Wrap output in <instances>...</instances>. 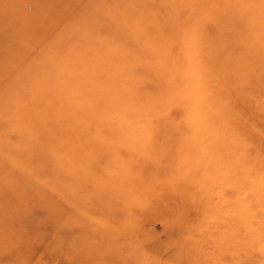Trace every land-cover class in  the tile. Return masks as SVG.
I'll return each mask as SVG.
<instances>
[{
    "label": "rangeland",
    "instance_id": "obj_1",
    "mask_svg": "<svg viewBox=\"0 0 264 264\" xmlns=\"http://www.w3.org/2000/svg\"><path fill=\"white\" fill-rule=\"evenodd\" d=\"M232 5L264 36V0H0V264H264V44Z\"/></svg>",
    "mask_w": 264,
    "mask_h": 264
},
{
    "label": "bare ground",
    "instance_id": "obj_2",
    "mask_svg": "<svg viewBox=\"0 0 264 264\" xmlns=\"http://www.w3.org/2000/svg\"><path fill=\"white\" fill-rule=\"evenodd\" d=\"M135 10H136V5H135ZM227 13H229V15H230V20H229L230 23L233 22V24H234L235 22H239L240 23V27L243 26L244 24H246V26H247L246 31H247V33H249L248 35L252 36L248 41L245 42V44H243L240 47V49L246 50V48H249L250 47V40H253L254 41L253 42L254 46L251 48V51H262V44H264V36H262L261 27H258V28L255 27L254 28L252 25H247V22L245 21V19H244L243 15L241 14V12L237 11L233 5L231 6V8L228 11L224 12L225 15ZM234 14H235V17L233 18ZM248 30H249V32H248ZM256 30H258L259 35H256V33H255ZM257 37H258V39L261 40V42H260V40L259 41L255 40ZM161 51H164V50L161 49ZM154 52L156 53L157 51H154ZM112 55L114 56V54H112ZM147 55H148V57H150L151 55H153V51L148 52ZM111 60L114 61V59H111ZM98 64H100L101 68H99L98 72L94 73L93 78H94L95 81H97L98 79L101 80V82H99L101 84L100 85L101 88L98 91L97 88L95 89L93 87V93L96 96H98L100 93H102L104 95L105 89L107 87L111 88V93H112L113 96H115V95L119 96L121 94L118 92L117 89H115V87L117 85H120V84L128 83L127 80L131 81V80L134 79V78H132V79L128 78L127 73H125L126 71L123 70L121 67H118L117 64L114 65L113 68L108 66L109 62H107V61L101 62V63H98ZM238 65L239 66H244L243 64L242 65L238 64ZM142 66H143L142 63L138 64V67L142 68ZM251 69L254 70L253 67H251ZM215 71H216V66H212V70H211L212 77L214 76ZM219 72H221V71H216L215 75H218ZM33 76H34V73L31 72L30 79L33 78ZM69 76L71 78H76L77 76L75 75V70ZM233 76H237V79H239L240 73L237 72L236 74H234V73L233 74H228V80H230V78L232 79ZM110 77H111V79H109ZM222 81H223V79L221 78V84H222ZM78 90H79L78 87L72 86L71 94L69 93L71 95L70 99H72L75 103L72 102L73 106L70 108V110L68 112H75V115H76L77 104H79V101L81 100L80 99L81 95L77 94ZM9 107H11V106H9ZM22 108H25V106L22 107Z\"/></svg>",
    "mask_w": 264,
    "mask_h": 264
}]
</instances>
